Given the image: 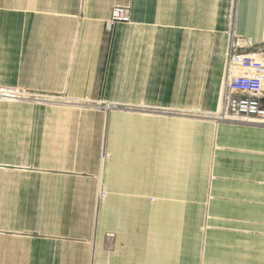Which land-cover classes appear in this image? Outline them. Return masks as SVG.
I'll return each mask as SVG.
<instances>
[{
  "label": "crops",
  "instance_id": "0c3cea01",
  "mask_svg": "<svg viewBox=\"0 0 264 264\" xmlns=\"http://www.w3.org/2000/svg\"><path fill=\"white\" fill-rule=\"evenodd\" d=\"M232 45L264 52V0H0V90L77 104L0 100V264H264V124L219 117Z\"/></svg>",
  "mask_w": 264,
  "mask_h": 264
},
{
  "label": "built area",
  "instance_id": "2783aa9c",
  "mask_svg": "<svg viewBox=\"0 0 264 264\" xmlns=\"http://www.w3.org/2000/svg\"><path fill=\"white\" fill-rule=\"evenodd\" d=\"M130 9L126 6H115L105 24L107 33L118 24H130ZM225 61L224 89L222 93L220 120L239 123L264 124V52L256 54H238L229 49ZM32 99L37 102H49L62 105H77L69 98H47L42 96H26L9 91L0 90V100L12 98ZM108 159V156H104ZM105 195L100 192L98 203ZM106 243L111 245L115 241L114 233L105 235Z\"/></svg>",
  "mask_w": 264,
  "mask_h": 264
},
{
  "label": "rangeland",
  "instance_id": "374dc122",
  "mask_svg": "<svg viewBox=\"0 0 264 264\" xmlns=\"http://www.w3.org/2000/svg\"><path fill=\"white\" fill-rule=\"evenodd\" d=\"M110 34H111V33H110ZM110 34H109V35H110ZM9 91H11V90H5L4 92H5V93H8ZM1 100H5V99H1Z\"/></svg>",
  "mask_w": 264,
  "mask_h": 264
}]
</instances>
